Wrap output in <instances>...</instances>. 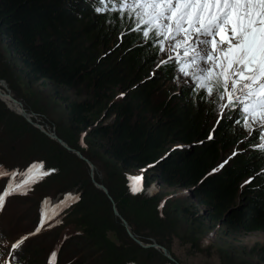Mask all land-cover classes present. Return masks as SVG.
<instances>
[{"label":"trees","instance_id":"16d2710c","mask_svg":"<svg viewBox=\"0 0 264 264\" xmlns=\"http://www.w3.org/2000/svg\"><path fill=\"white\" fill-rule=\"evenodd\" d=\"M99 6L98 0H0V80L17 74L28 85H47L50 98L65 106L66 128L85 143L74 148L92 163L103 156L119 171L142 172L146 188L188 189L196 205L183 215L194 219L201 206L206 224L192 223L200 234L225 244L264 234V151L236 131L238 110L210 125L203 93L165 87L173 65L155 69L158 48L117 13L97 12ZM79 235L83 230L67 235L58 253ZM25 242L18 259L30 251ZM251 252L264 263V244ZM32 259L53 264L51 257Z\"/></svg>","mask_w":264,"mask_h":264},{"label":"rangeland","instance_id":"374dc122","mask_svg":"<svg viewBox=\"0 0 264 264\" xmlns=\"http://www.w3.org/2000/svg\"><path fill=\"white\" fill-rule=\"evenodd\" d=\"M156 54L155 69L167 58L158 49ZM155 69L152 72L157 74L159 70ZM5 75L0 80L5 101L0 97V166L20 173L16 183L26 178L24 173L33 164H43L51 174L33 183L27 195L14 194L6 199L0 211L1 260L14 243L27 236L24 248L30 246V251L18 259L22 264H38L33 256L42 261L53 253L64 264H264L250 257L251 249L264 244L263 233L241 234L225 244L213 233L200 234L198 224H192L195 218L197 223L205 222L201 206H197L199 214L194 219L183 215L182 209L196 205L189 200L188 189L175 190L155 183L133 193V178L142 172L119 171L103 156L96 163L86 159L74 148H85V143L66 128L65 106L50 98V88L39 82L28 85L17 74ZM157 75L161 83L165 82L163 75ZM170 79L165 87L175 93L193 91L191 81L186 83L178 71L174 70ZM206 101L211 111L210 125L218 126L224 114L230 115L232 109L221 114L215 97ZM234 124L245 136V144L258 146L256 133L249 134L240 124ZM57 134L64 135L66 141ZM254 135L257 138H252ZM10 182L8 176L0 178V193ZM46 208L50 219L37 231ZM80 230L83 235L76 238L79 240L63 244L58 253L63 239Z\"/></svg>","mask_w":264,"mask_h":264},{"label":"snow or ice","instance_id":"6c2138e0","mask_svg":"<svg viewBox=\"0 0 264 264\" xmlns=\"http://www.w3.org/2000/svg\"><path fill=\"white\" fill-rule=\"evenodd\" d=\"M98 3L97 12L117 13L134 24L133 31L155 45L159 53L166 54L160 64L171 63L186 83L191 81L195 93H203L205 99L215 97L221 114L227 109L238 110L240 118L236 122L249 134L258 135V148L264 151V0H98ZM19 174L0 166V178L8 176L11 181L0 193V211L9 196L27 195L33 183L51 173L44 170L43 164H33L24 173L26 178L16 183ZM132 191H143L142 176L133 178ZM49 219L46 208L37 231ZM27 239L25 236L14 243L11 251L20 249ZM51 259L54 264L55 253Z\"/></svg>","mask_w":264,"mask_h":264},{"label":"water","instance_id":"95a60500","mask_svg":"<svg viewBox=\"0 0 264 264\" xmlns=\"http://www.w3.org/2000/svg\"><path fill=\"white\" fill-rule=\"evenodd\" d=\"M20 105V104H19ZM20 115H23L22 113H19ZM58 143H61L60 140H56ZM61 146H63L64 148H66V146H64L63 143H61ZM190 146H176V148H184V149H188ZM79 156V155H78ZM147 169V168H146Z\"/></svg>","mask_w":264,"mask_h":264},{"label":"bare ground","instance_id":"6f19581e","mask_svg":"<svg viewBox=\"0 0 264 264\" xmlns=\"http://www.w3.org/2000/svg\"><path fill=\"white\" fill-rule=\"evenodd\" d=\"M0 97H1V100L4 101V100L2 99L1 94H0ZM4 102H5V101H4ZM16 102H17V101H16ZM9 108H10V107H9ZM10 109H11V108H10ZM11 110H12V109H11ZM14 111H15V110H14ZM15 112H17V111H15ZM19 112H20V111H19ZM17 113H18V112H17ZM56 140H57V139H56ZM61 141H63V140H61ZM61 141H60V142H61ZM61 143H62V142H61ZM89 166H90V167L92 166L90 162H89Z\"/></svg>","mask_w":264,"mask_h":264},{"label":"clouds","instance_id":"9594fccd","mask_svg":"<svg viewBox=\"0 0 264 264\" xmlns=\"http://www.w3.org/2000/svg\"><path fill=\"white\" fill-rule=\"evenodd\" d=\"M186 192H188V191H186Z\"/></svg>","mask_w":264,"mask_h":264}]
</instances>
